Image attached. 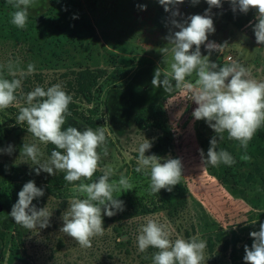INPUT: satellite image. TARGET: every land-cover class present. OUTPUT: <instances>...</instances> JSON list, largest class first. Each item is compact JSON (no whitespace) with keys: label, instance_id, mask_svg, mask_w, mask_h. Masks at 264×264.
I'll list each match as a JSON object with an SVG mask.
<instances>
[{"label":"rangeland","instance_id":"374dc122","mask_svg":"<svg viewBox=\"0 0 264 264\" xmlns=\"http://www.w3.org/2000/svg\"><path fill=\"white\" fill-rule=\"evenodd\" d=\"M79 2L90 22L92 38L81 50L69 53L65 67L57 70L42 68L39 60L31 57L26 46L0 39V66L5 70L2 73L5 78L12 79L8 75L9 62L24 71H27L28 64L35 65V72L22 81L17 102L0 110V149L13 146L11 155L0 151V236L6 235L4 241L0 237V264L8 262L12 238H21L20 247L24 259V262L15 264H152L151 255L158 250L150 247L141 253L137 244L139 227L145 222L144 217L148 216L170 224L173 240L177 237L189 239L192 236L205 240L207 246L204 264H233V252L238 251L242 257V249L247 244L248 234L243 228L250 223L264 221V209H253L245 199L264 197L263 185L261 182L241 184L238 189H233L236 192L234 194L222 181L220 166L204 164L209 141L215 133L205 121L193 118L192 112L197 105L187 98L188 94L184 90L175 89L166 93L163 87H153L151 81L155 69L158 67L162 75L169 71L159 49L168 44L165 37L170 30H178L172 28L170 13L165 12L158 0ZM50 3L51 0H36L35 5L29 9V15L46 14ZM221 3V8L214 7L211 10L215 32L209 34L208 41L225 45L222 51H212L210 54L202 45L201 54L209 56L210 62L216 63L218 67L238 62L250 69L252 79L264 81V45L257 43L253 31L255 9L246 14L239 10L233 12L228 0H221ZM143 5H146V10L140 7ZM178 8L181 17L177 19H186L190 15H203L208 4L206 0H199L196 4L192 0H185ZM124 57L134 59L135 65L127 68L121 65L118 61ZM168 59H171L170 55ZM79 68L90 69L100 77L93 90L91 104L83 100L74 89V74ZM186 79L194 82L195 73ZM56 83H60L73 97L71 103L80 114L68 117L64 127L70 125L78 130L90 127L81 118L86 117L91 118L96 125L95 128H90L95 130L103 127L106 135L108 155L102 154L100 168L91 181L82 179L74 182L75 184L94 182L103 174L102 169L107 165L114 170L110 182L118 181L123 174L129 178L134 192L146 195L150 175L135 171L138 148L147 139L152 147L145 154L152 155L161 132L152 128L139 129L134 117L141 108L161 104L168 127L173 133V151L161 158L181 161V178L187 188L186 200L169 209H158L153 214L116 223L108 222L106 216H103L104 234L93 237L90 248L80 247L75 240L60 232L63 226L62 213L68 208V200L75 195L72 192L73 185L60 194L45 190V179L54 175L43 171L37 175L34 170L37 166L32 165L31 160L23 155L20 156V150L24 143H37L44 153L43 160L50 156L54 145L40 144L27 132L25 124H18L16 121V111L27 106L20 98L22 95L36 86L46 89ZM89 109H95L96 114H90ZM223 136V140L218 137L217 151H228L235 159V164L242 165L238 162V154L242 151L239 142L229 140L226 132ZM253 164V161L251 165L243 164L241 172H248ZM13 170L24 173L37 187L44 190V195L34 199L33 204L37 208L47 207L52 212L49 227L29 231L20 225L16 229L17 224L12 228L4 226L5 222L12 219L4 202L9 201L10 209L15 204L10 198H3V191L9 186L6 174ZM59 173L61 172L56 175ZM126 193L127 191L114 193V196L119 195L117 199H120Z\"/></svg>","mask_w":264,"mask_h":264},{"label":"clouds","instance_id":"9594fccd","mask_svg":"<svg viewBox=\"0 0 264 264\" xmlns=\"http://www.w3.org/2000/svg\"><path fill=\"white\" fill-rule=\"evenodd\" d=\"M185 0H158L165 12L171 15V31L165 37L167 45L160 48L163 60L168 64L169 71L163 75L157 67L151 81L153 87H163L166 93L175 89L184 90L187 98L197 107L192 112L196 121L203 120L214 131L210 139L205 165L213 167L221 163L231 166L236 163L233 156L226 150L217 151L218 137L224 139L226 132L229 140L238 141L247 150L249 142L258 129L264 127V81L251 78L250 69L238 62H232L222 67L210 62L209 56L201 54L204 45L209 54L212 51H222L225 44L208 41L209 34L215 32L212 19V8H221V0H206L208 8L203 15H190L186 19L181 17L178 5ZM232 11L239 10L248 13L255 9L256 23L253 31L258 44L264 45V0H228ZM14 11L11 13V24L24 29L29 17V9L36 0H7ZM193 4L199 0H192ZM146 10V5L140 6ZM194 49V50H193ZM171 57L169 60L168 57ZM3 66H0L2 68ZM8 75L12 79L4 78L0 73V110H4L17 102V91L22 89V81L26 76L35 72V65L28 64L27 71L18 69L11 62L7 65ZM195 73V81L186 79ZM173 81L175 82L173 84ZM27 106L20 107L16 117L18 124H27V131L40 144L54 145L47 159L37 143H24L20 150L31 160L37 175L41 171L56 175L64 173V180L72 184L75 194L68 200V208L62 213L63 226L60 232L75 240L80 247L90 248L92 238L104 234L103 216L112 217L124 210V202L117 199L119 195L133 190L129 178L121 174L119 180L110 178L114 175L111 166H104L103 174L94 182L79 183L76 181H91L100 168L103 156L108 155L106 135L103 127L93 130L85 127L64 125L72 114L69 105L73 97L68 94L60 83L53 84L46 89L36 86L32 91L20 97ZM152 147L145 139L139 145L137 173L150 175L149 194H157L161 189L171 192L179 184L182 176V164L179 159L161 158L155 154L146 155ZM11 155L13 146L0 149ZM203 157L204 152L201 149ZM163 159V162H162ZM242 160H250L244 155ZM44 195V190L29 180L18 192V199L13 204L9 216L15 223L25 230L44 229L49 227L52 212L47 207L37 208L33 200ZM83 196L84 198H80ZM162 215V214H161ZM144 223L139 227L137 236L138 250L146 252L148 248L158 251L151 255L152 264H204V253L207 242L198 236L189 239L172 237L173 229L170 224L161 223L158 218L144 217ZM254 222L253 224H255ZM251 247L245 245V264H264V223H260L258 231H252ZM148 258L147 256L145 257Z\"/></svg>","mask_w":264,"mask_h":264},{"label":"trees","instance_id":"16d2710c","mask_svg":"<svg viewBox=\"0 0 264 264\" xmlns=\"http://www.w3.org/2000/svg\"><path fill=\"white\" fill-rule=\"evenodd\" d=\"M13 11L14 9L7 3V0H0V39L4 42L11 41L15 44L26 46L31 57L38 59L42 68L57 70L58 68L65 67V61L69 57V53L81 50L92 38L90 22L79 0H51L47 13L41 16L29 15L27 25L24 29H19L11 24V13ZM118 62L126 68L132 67L136 63L134 59L127 57L121 58ZM4 71L3 68H0V73ZM75 73V91L83 97V100L91 104L93 90L96 87L97 79L100 77L87 68H79ZM18 92L19 90L16 93L17 95L19 94ZM69 111L75 116H80L77 107L73 103L69 105ZM16 112L19 114V111ZM96 112L95 109H89V113L92 115H95ZM81 118L88 126L92 128L96 127L91 118ZM134 121L139 129L152 128L161 132L157 144L152 149V155L155 154L162 157L173 151V133L168 127L166 114L161 104L141 108L136 112ZM23 124H25L24 126H26L27 130L26 123ZM241 149V153L238 154V162L242 165L246 163L251 165L253 161L254 164L251 168L247 166L249 168L248 172L243 173L241 172L242 165L240 164L227 166L221 163L219 166L223 178L222 181L231 190L238 189L241 187V184H253L255 182H261L263 185L262 188L264 189V127L257 130L252 141L249 142L247 150L242 147ZM244 155L250 156L251 159L242 160L241 157ZM6 177L8 178L9 186L4 189L3 198H10L16 203L18 192L29 181V177L18 170L8 172ZM63 177L64 173L61 172L58 175L45 179V190L52 194H60L68 190L72 184L65 181ZM146 187L149 188V185ZM234 190L232 192L236 194ZM186 196L187 188L182 178H180L179 184L174 186L171 192L161 189L159 193L150 195L147 190L145 195L137 194L133 190H130L127 191L125 196L120 198L124 202V210L117 212L112 217L106 216V220L110 223H116L121 220L144 217L155 213L158 209H169L175 204L182 203L186 200ZM245 199L253 209H264V197L255 196L251 199L245 197ZM4 204L11 212L9 201H5ZM253 223L243 228V231H247L248 234L246 245L249 247L253 243L250 233L252 231H258L260 223H264V221H256L255 224ZM16 224L13 219H10L4 223V226L12 228ZM17 226L19 224L16 225V229ZM5 236L4 234L0 236L2 241L5 240ZM20 243L21 238L11 239L7 264L24 262ZM242 252V257L238 254V251L235 250L233 252V264H245L243 260L245 255L244 249H242Z\"/></svg>","mask_w":264,"mask_h":264},{"label":"built area","instance_id":"2783aa9c","mask_svg":"<svg viewBox=\"0 0 264 264\" xmlns=\"http://www.w3.org/2000/svg\"><path fill=\"white\" fill-rule=\"evenodd\" d=\"M218 44V43H217Z\"/></svg>","mask_w":264,"mask_h":264}]
</instances>
